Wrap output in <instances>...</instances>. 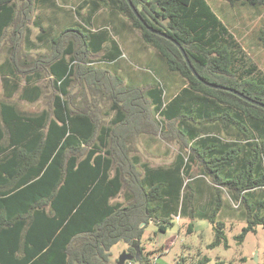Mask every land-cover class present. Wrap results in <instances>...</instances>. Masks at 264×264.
Masks as SVG:
<instances>
[{"label": "trees", "instance_id": "obj_1", "mask_svg": "<svg viewBox=\"0 0 264 264\" xmlns=\"http://www.w3.org/2000/svg\"><path fill=\"white\" fill-rule=\"evenodd\" d=\"M132 2L148 25L182 45L206 81L264 103V73L209 0ZM36 4L60 9L54 0H0V51L11 44L10 57L0 64L6 97L0 101V264H113L111 248L119 241L128 242L132 253V244H139V264H157L141 243L145 227L153 221L165 232L181 210L214 225V246L225 237L224 190L242 206L240 242L264 227L263 107L196 78L177 45L152 33L127 0H85L79 9L90 6L87 25L77 22L51 34L49 52L33 56L26 25ZM240 4L264 8V0ZM102 6L124 16L183 78L175 97L164 100L156 84L126 83L111 65L123 54L120 42L105 25L88 27ZM41 34L37 41L45 38ZM44 75L53 89L49 108L33 115L18 110L9 99L19 91L21 100H39ZM102 101L112 102L108 123ZM142 133L177 140L184 151L170 167L141 163L135 139ZM192 164L200 170L197 177ZM185 186L191 191L180 205ZM121 194L123 200H114ZM208 261L203 256L191 264Z\"/></svg>", "mask_w": 264, "mask_h": 264}, {"label": "rangeland", "instance_id": "obj_2", "mask_svg": "<svg viewBox=\"0 0 264 264\" xmlns=\"http://www.w3.org/2000/svg\"><path fill=\"white\" fill-rule=\"evenodd\" d=\"M85 0H54L60 9H51L45 4V8L37 5L31 14V19L27 25L30 29V41H35L37 48H33L34 56L48 53L50 50L51 34L56 36L62 28H73L70 25L81 23L87 25L85 20L88 19V11L90 6L79 9V6ZM241 1V0H240ZM237 1L234 5L230 0H209L213 9L218 13L220 18L229 26L231 31L235 33L249 61L257 64L258 68L264 73V35L261 33V28L264 27V8L245 7ZM38 6V7H37ZM76 9L80 13H76ZM56 18V20L54 19ZM126 18L122 15H113L110 10L102 6L93 16H91L92 29H100L103 25L107 26L106 30L113 39L119 41L127 50L133 51L136 58H131L128 53H124L123 57L117 62L115 67L119 70L124 78L130 79L138 74H145L150 77V84H156L162 87L164 92V100H167L172 88L179 90L182 86V78L176 75L172 78V86L166 78L163 68H160L157 62L149 59L150 53L154 51L150 45L145 46L138 30L128 32L124 26ZM74 21V22H72ZM42 25V26H41ZM44 26V27H43ZM49 26L53 27L50 30ZM87 27V28H88ZM89 29V28H88ZM49 31V34H48ZM44 36L42 41H37V35ZM263 36V38H262ZM39 43V47H38ZM42 43V44H40ZM28 43L23 38V46L26 48ZM138 45L142 49L138 48ZM10 44L3 46L0 52V61L8 55L7 48ZM140 55V56H139ZM126 61V63L124 62ZM112 66L114 64H111ZM175 75V74H174ZM140 78V77H138ZM128 83V81H126ZM48 82L45 83L47 90ZM77 90L78 88L75 87ZM6 99L3 93V87L0 84V101ZM49 97H42L36 102H27L18 99L17 95L10 101L28 113H37L48 106ZM111 101H102L103 110L109 112L105 115V121L108 123L114 116V111L111 110ZM161 118V117H160ZM136 151L141 158V163L147 162L152 167L167 166L178 157L182 148L177 140H169L162 138L159 135L144 134L135 139ZM184 151V150H183ZM188 158V153L186 155ZM167 167V168H168ZM192 175L197 177L200 170L195 164H192L190 169ZM185 185L189 177H185ZM187 191H191L185 186L181 191L180 205H182L184 194L188 195ZM223 205L220 210V217L225 222L223 229L225 237L222 242L217 245H212L215 240V227L212 223L205 219L192 220L188 213L181 210L172 218L173 224L163 232L160 231L158 225L151 221L146 227L141 243L147 251H153L152 260L157 264H191L197 262L203 256H207L209 261L207 264H217L220 260L229 264H263L264 263V227L259 225L255 231L246 234L243 241L238 240L239 234L242 232L246 221L241 212V205L238 201L231 198L227 191H223ZM205 196L201 199V203L205 201ZM123 200L122 194L114 200ZM193 225V231H188L189 223ZM124 251H130V244L125 241H119L111 248V261L117 264L121 254ZM139 256L133 260L126 261L125 264H139ZM245 259V261H243Z\"/></svg>", "mask_w": 264, "mask_h": 264}, {"label": "crops", "instance_id": "obj_3", "mask_svg": "<svg viewBox=\"0 0 264 264\" xmlns=\"http://www.w3.org/2000/svg\"><path fill=\"white\" fill-rule=\"evenodd\" d=\"M124 26L126 27V30L128 31V32H130V31H133V30H135V29H133L130 25H129V23L125 20V22H124ZM144 42V41H143ZM9 44H10V42H8ZM8 43H4L5 45L6 44H8ZM31 43H33V44H35V45H30V47L31 48H29L30 50H29V52L32 54V49L33 48H37V44L35 43V41H31ZM145 43V42H144ZM3 44V46H5ZM40 44H42V43H40ZM121 44V43H120ZM146 44V43H145ZM28 45H29V43H28ZM3 46H2V48H3ZM10 46H11V44H10ZM145 46H148L147 44L145 45ZM38 47H39V43H38ZM10 48V47H9ZM9 48H7V53H8V55H6V57H4V59L2 60V61H0V64L2 63V62H4L5 61V59L6 58H8V57H10V55H9V51H8V49ZM138 48L139 49H142V47L141 46H139L138 45ZM26 49L28 50V47H26ZM121 49H122V51H123V54L124 53H128V55L131 57V58H136V57H138V56H136V54H134L133 53V51H129V50H127V52H125V49H127V47H125V46H123L122 44H121ZM2 50V49H1ZM154 51H152L151 53H150V56H149V59L151 60V61H154V62H157L158 64H159V66H160V68H163L164 69V71H165V74H166V78H167V80L169 81L167 84L169 85V86H172V78L171 77H174L175 76V78H176V75H178V76H180L179 74H177V73H175V72H172V71H170L166 66H165V64H164V62L162 61V59H161V57H160V55L155 51V49H153ZM1 52V51H0ZM123 54L120 56V57H118L117 58V60H115V63H113L114 64V66L115 65H117V62L120 60V58L121 57H123ZM33 55V54H32ZM34 56V55H33ZM140 56V55H139ZM125 63H126V61H124ZM126 66H127V63H126ZM116 68V67H115ZM119 71V70H118ZM175 74V75H174ZM123 77H124V75H123ZM138 77H140V78H138ZM181 77V76H180ZM182 78V77H181ZM126 78H124V81L126 82V81H128V82H130V83H133V84H136L137 86H140V87H142V86H147V85H149L150 84V82H152V81H148V79H150V77H148V76H146L145 74H138V75H135L134 76V78L133 77H130V79H127V80H125ZM48 76H46V75H44V77L42 78V79H40L39 80V84H41V86L43 87V90H44V95H43V97H45V96H47V97H49L50 95H52V93H53V89H52V87H51V84H46V86H47V90H45L46 89V87H45V83L46 82H48ZM25 83V81L22 79V85ZM182 86L180 87V89L181 88H183L184 86H185V82H184V80H183V78H182ZM2 85V84H1ZM3 87V86H2ZM179 89V90H180ZM179 90H176V88H172L171 89V91H170V93H169V98L167 99V100H170V99H172L173 97H175L177 94H178V92H179ZM3 93H4V89H3ZM4 95H5V93H4ZM15 95H17V97H19V91L18 92H16L15 94H14V96ZM14 96H12L11 98H13ZM10 98V99H11ZM42 98V97H41ZM40 98V99H41ZM9 99V100H10ZM19 99V98H18ZM39 99V100H40ZM21 100V99H20ZM49 100H50V98H49ZM49 100H48V106L47 107H45L44 109H48L49 108ZM22 101H25V100H22ZM38 101V100H37ZM12 102V101H11ZM28 102V101H27ZM36 102V101H35ZM15 103V102H14ZM32 103V102H31ZM15 106L17 107V109L18 110H20V111H23V112H25L26 114H28V115H33V114H37V113H39V112H37V113H28V112H26L25 110H22L18 105H17V103H15ZM43 110V109H42ZM41 110V111H42ZM40 111V112H41ZM144 134H149V133H142L141 135H139V136H137L136 138H139V137H141L142 135H144ZM207 181V180H206ZM206 183V184H205ZM204 184L205 185H203V186H205L204 188L206 189L205 191H207V188H206V186H208L209 184L207 183V182H204ZM208 184V185H207Z\"/></svg>", "mask_w": 264, "mask_h": 264}, {"label": "water", "instance_id": "obj_4", "mask_svg": "<svg viewBox=\"0 0 264 264\" xmlns=\"http://www.w3.org/2000/svg\"><path fill=\"white\" fill-rule=\"evenodd\" d=\"M127 2L129 3V5L131 6L132 10L134 11L135 15L146 25V27L152 32V33H155V34H158V35H161L169 40H171L172 42H174L177 47L180 49L181 53L183 54L184 56V59L185 61L187 62L188 66L190 67L192 73L195 75L196 78H198L200 81H202L205 85L209 86V87H212V88H215V89H221V90H225V91H229V92H232L234 93L235 95L241 97L242 99L250 102V103H253L255 105H258L260 107H263L264 108V103L260 102V101H257L247 95H245L244 93L234 89V88H231V87H226V86H223V85H219V84H214V83H211V82H208L206 81L202 76H200L198 74V72L196 71V69L194 68V66L192 65V62L188 56V54L186 53L185 49L182 47V45L176 40L174 39L172 36H170L169 34H167L166 32H163L159 29H156L154 28L153 26H150L148 25L142 18V16L140 15L138 9L136 8V6L133 4L132 0H127ZM132 246L136 249V253H132L131 251H124L117 264H125L126 261H129V260H133L135 258H137V256L139 255V244L137 242H134L132 244Z\"/></svg>", "mask_w": 264, "mask_h": 264}]
</instances>
